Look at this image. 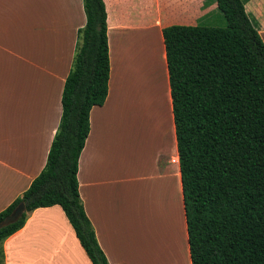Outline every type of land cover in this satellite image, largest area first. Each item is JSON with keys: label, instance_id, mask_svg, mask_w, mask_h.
<instances>
[{"label": "crops", "instance_id": "0c3cea01", "mask_svg": "<svg viewBox=\"0 0 264 264\" xmlns=\"http://www.w3.org/2000/svg\"><path fill=\"white\" fill-rule=\"evenodd\" d=\"M101 1L109 76L77 160L79 200L108 264H190L161 29L222 15L208 0ZM243 9L264 45V0ZM84 23L81 0H0V211L44 166ZM1 249L3 264H91L57 205Z\"/></svg>", "mask_w": 264, "mask_h": 264}, {"label": "trees", "instance_id": "16d2710c", "mask_svg": "<svg viewBox=\"0 0 264 264\" xmlns=\"http://www.w3.org/2000/svg\"><path fill=\"white\" fill-rule=\"evenodd\" d=\"M225 27L161 29L180 173L190 264H264V45L244 12L247 0H214ZM64 79L61 114L43 168L19 203V219L0 229L2 241L37 208L57 205L91 264H108L77 193V160L88 115L107 94L109 60L101 0H81Z\"/></svg>", "mask_w": 264, "mask_h": 264}, {"label": "water", "instance_id": "95a60500", "mask_svg": "<svg viewBox=\"0 0 264 264\" xmlns=\"http://www.w3.org/2000/svg\"><path fill=\"white\" fill-rule=\"evenodd\" d=\"M23 212H24V205L23 203H19L11 210V212L8 215H6L0 221V229L16 222Z\"/></svg>", "mask_w": 264, "mask_h": 264}, {"label": "rangeland", "instance_id": "374dc122", "mask_svg": "<svg viewBox=\"0 0 264 264\" xmlns=\"http://www.w3.org/2000/svg\"><path fill=\"white\" fill-rule=\"evenodd\" d=\"M208 1H212V4L214 5V0H208ZM214 11H217V10H214ZM218 15H219V17H221V15L219 14V12H216ZM222 21H224L223 19H222V17L220 18ZM221 20H219V18H217V17H213V19H212V23H199V24H194V25H197V26H207V27H216V28H223V27H225V23L223 22V23H221ZM182 25V24H181Z\"/></svg>", "mask_w": 264, "mask_h": 264}]
</instances>
